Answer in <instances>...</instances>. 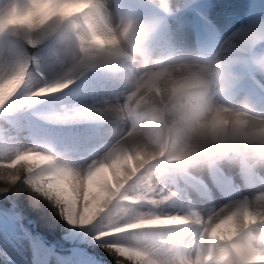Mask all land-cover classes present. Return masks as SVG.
I'll return each mask as SVG.
<instances>
[{
  "label": "clouds",
  "instance_id": "1",
  "mask_svg": "<svg viewBox=\"0 0 264 264\" xmlns=\"http://www.w3.org/2000/svg\"><path fill=\"white\" fill-rule=\"evenodd\" d=\"M39 2L77 10L42 18L33 11L37 0H0V34L55 40L49 56L66 84L100 71L122 85L121 93L97 104L111 125L112 143L86 168L58 148H0V183L43 175L49 190L61 191V177L51 169L74 170L80 186L63 190L72 203L85 194L92 164L112 166L106 157L114 147L131 150L142 169L128 187L131 195L144 183L160 187L172 169L203 172L230 164L242 176L258 177L254 191L220 206L171 213L174 219L165 222L194 231L165 234L160 230L168 227H146L150 210L123 198L96 204L86 226L98 223L101 236L121 237L105 249L116 264H264V107L236 91L239 58L155 46L156 21L122 11L124 0ZM152 3L158 6L159 0ZM251 63L264 75V52ZM29 67L24 59L0 57V106L27 87Z\"/></svg>",
  "mask_w": 264,
  "mask_h": 264
},
{
  "label": "rangeland",
  "instance_id": "2",
  "mask_svg": "<svg viewBox=\"0 0 264 264\" xmlns=\"http://www.w3.org/2000/svg\"><path fill=\"white\" fill-rule=\"evenodd\" d=\"M215 4L221 10L209 11L207 6ZM196 9L203 20L192 13ZM121 10L153 19L157 23L155 46L175 54H194L197 51L207 53L220 52L223 57H238L237 71L241 77L236 91L259 85L264 93V75L257 72L251 63L254 56L264 52V0H159L154 6L152 0H124ZM170 11V12H169ZM181 12L173 17L166 13ZM211 18V19H209ZM163 27H166L164 29ZM32 43H40L36 50L39 66L31 64L30 56L19 37L12 34H0V57L9 61L24 59L29 62L28 87L0 107V148L26 147L51 141L56 148L66 152L73 162L86 168L92 160L102 154L112 143L108 129L111 125L105 117H94L74 123L58 124L53 121L36 119L31 110L51 112L55 115L73 105L93 106L103 100L117 96L123 91L122 85L110 79L105 73L97 71L98 81L94 91L84 96L83 85L77 82L64 93L52 97L27 98L28 91L43 82L66 78L57 71L49 53L55 47V40L45 35L30 38ZM31 43V44H32ZM251 78L252 83L248 79ZM257 87V86H256ZM264 106V105H263ZM262 106V107H263ZM6 115H3V114ZM242 176L235 167L225 164L212 171L186 169L183 173L172 169L161 187L165 193H175L164 203L166 211L185 213L191 209L220 206L228 200L251 194L258 177ZM234 178H248L246 186L238 184ZM252 182H255L253 184ZM221 183L224 184L223 187ZM225 193L220 197L222 191ZM144 207L148 208L146 202ZM72 229L64 236L67 246L46 243L33 230L23 225L21 214L14 204L5 207L0 204V264H34L37 257L55 256L63 264H106L86 249L87 241L96 239L97 229L91 226L71 225ZM194 231L191 225L171 226L161 229L167 234L174 231ZM106 239V238H105ZM64 251V254L63 252Z\"/></svg>",
  "mask_w": 264,
  "mask_h": 264
},
{
  "label": "snow or ice",
  "instance_id": "3",
  "mask_svg": "<svg viewBox=\"0 0 264 264\" xmlns=\"http://www.w3.org/2000/svg\"><path fill=\"white\" fill-rule=\"evenodd\" d=\"M76 10L77 7L75 5L60 7L51 3H41L39 0H37L33 9V11L42 18L57 11L67 14ZM95 77H97V71H86L81 77L73 78L68 84H66L65 79L51 82L42 81L39 85L32 87L28 91L27 98L52 97L54 94L64 93L65 90L71 89L74 85H77L78 81L83 85L82 94L88 96L94 91L96 84L98 83V81L94 79ZM94 117H105L104 111L97 105L80 106L77 104L67 107L63 111L57 113L53 122L67 124ZM35 145L56 148L55 144L48 140H44ZM27 150L31 151V149ZM103 152H105V150ZM98 156H100V154H98ZM134 157L135 154L129 149L120 147L112 148L106 157L107 161L111 163L112 166L99 167L98 165L100 164V161H97L96 164H92L90 167L91 175L88 176L86 182L83 184L85 194L83 197L78 196L72 203H69L63 198L64 195H67L63 190L73 186H76L77 188L80 186L79 173L74 170L71 171V174H68L69 170L66 169H59L54 166L51 169L55 175L61 177L59 181V189L61 191L49 190L47 187L49 181L43 175H28L19 181H10L9 184L28 185L34 192L42 195L45 199L50 201L59 212L61 218L72 225L81 227L88 225L91 218L89 213L99 202L113 198H123L140 208H145L144 202L149 205L148 209L150 211L148 215L144 217L149 223H146L144 226L153 228L171 227V224L165 222L174 219V215L171 214L174 212L166 211L164 203L175 195L174 192L165 193L161 186L157 187L151 183H144L136 187L135 195L128 193L127 190L129 185L134 183L136 177L139 176L142 171L139 167L138 161ZM177 171L183 173L185 170L182 169ZM193 174H195V171H193ZM151 221H156L157 223H150ZM91 227L97 229L96 239L102 242L101 247L105 249L109 246L110 242H115L121 239V237L116 235L101 236V227L98 223L92 224ZM110 256L112 257L114 264H116V257L114 255Z\"/></svg>",
  "mask_w": 264,
  "mask_h": 264
},
{
  "label": "trees",
  "instance_id": "4",
  "mask_svg": "<svg viewBox=\"0 0 264 264\" xmlns=\"http://www.w3.org/2000/svg\"><path fill=\"white\" fill-rule=\"evenodd\" d=\"M29 51L31 56H34V65L39 66L36 50L41 46L40 43H34L33 47L28 41L31 37H19ZM31 114L36 116V119L41 121H54L55 113L53 111L45 112L36 111V107L31 110ZM3 202L5 207L14 204L15 209L23 218V225L30 230H33L37 235L42 237L47 243L54 245H66L64 236L72 229L71 225L66 220L61 218L59 212L45 199L42 195L34 192L26 184H4L0 183V204ZM101 241L92 239L87 241L86 249L89 253L94 254L106 264H114L112 257L105 248L101 247ZM64 253V251H61ZM66 254V253H64Z\"/></svg>",
  "mask_w": 264,
  "mask_h": 264
}]
</instances>
